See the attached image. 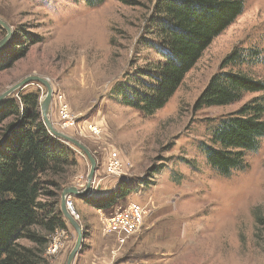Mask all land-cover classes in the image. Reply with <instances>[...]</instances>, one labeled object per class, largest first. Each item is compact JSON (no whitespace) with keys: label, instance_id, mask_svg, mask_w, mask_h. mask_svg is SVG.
Segmentation results:
<instances>
[{"label":"rangeland","instance_id":"rangeland-1","mask_svg":"<svg viewBox=\"0 0 264 264\" xmlns=\"http://www.w3.org/2000/svg\"><path fill=\"white\" fill-rule=\"evenodd\" d=\"M156 1L0 0V20L11 33L0 49V95L28 77L47 80L54 130L81 143L96 160L94 196L110 195L122 182L134 188L107 211L86 203L90 199L70 198L85 234L73 264H264V138L245 154L246 168L229 176L212 169L199 149L213 146L210 130L218 120L261 94H245L228 106L195 107L220 72L264 80V0H244L242 13L212 40L168 102L147 116L123 105L115 88L131 80L135 85L136 75L158 60L149 47L155 44L149 21ZM6 34L0 26V40ZM233 51L248 62L222 69ZM45 95L43 85L30 82L6 99L21 107L24 96L35 98L43 124ZM62 104L72 126L60 118ZM13 122L11 116L0 124V143ZM90 126L99 133H90ZM64 145L75 165L60 183L83 190L90 164L76 147ZM112 158L121 163L119 178L105 175ZM129 204L146 215L140 231L120 246L103 234L105 219ZM63 221L66 230L49 241L62 245L56 255L46 249L47 264H65L75 243L74 230Z\"/></svg>","mask_w":264,"mask_h":264},{"label":"trees","instance_id":"trees-1","mask_svg":"<svg viewBox=\"0 0 264 264\" xmlns=\"http://www.w3.org/2000/svg\"><path fill=\"white\" fill-rule=\"evenodd\" d=\"M243 8L244 0H157L149 21L155 44L149 47L158 60L136 75L135 85L130 86L131 80L116 86L122 104L147 116L161 109L203 51ZM22 55L18 53L17 58ZM245 61L233 51L222 69ZM137 84L140 90L134 87ZM250 93L261 95L218 120L210 130L213 146L199 148L207 164L221 176L244 170L245 154L256 151L264 138V80L240 71L220 72L195 104L197 109L228 106ZM1 103L0 124L11 116L15 122L5 127L0 143V264H47L44 255L50 237L66 230L59 206L60 179L75 160L64 142L51 136L39 120L35 98L24 96L21 107L14 99ZM133 189L122 182L110 195L91 196L86 203L107 211Z\"/></svg>","mask_w":264,"mask_h":264},{"label":"water","instance_id":"water-1","mask_svg":"<svg viewBox=\"0 0 264 264\" xmlns=\"http://www.w3.org/2000/svg\"><path fill=\"white\" fill-rule=\"evenodd\" d=\"M0 26L3 27L7 33L6 36L2 40H0V49H2L5 46V44L8 40V38L10 37L11 33H10V30L6 27V25L1 20H0ZM30 82H38L46 88V95L40 103V110H41V117H42L43 124H44L45 128L47 129V131L49 132V134L51 136L65 142V143H67V144H71L72 146L76 147L78 150H80L85 155V157L87 158V160L90 164L89 173L87 176V183H86L85 188L83 190H78L74 186H69V187H66L65 189H63L61 194H60V211H61V214H62L63 218L65 219V221L67 222V224L74 230V232L76 234L75 243L73 245V248L71 249V251L69 252V254L67 256L66 263H65V264H73L75 257L81 251L82 243H83L85 234H84L82 227L79 224V222H77L73 218V216L68 212V210L66 208V200H67V198H71V197L87 198V197H90L94 194V191L92 190V188H93L92 184H93V179L95 176L97 164H96L95 158L91 155V153L89 152V150L85 146H83L78 141L72 139L71 137L54 130L51 122L48 119L49 105H50L51 98H52V89H51V86L49 85L47 80H44L42 78L35 77V76L25 78L24 80H22L21 82H19L18 84H16L12 88H10L8 91L1 94L0 95V103L2 101H4L6 98H8L15 91L22 89L23 87H25Z\"/></svg>","mask_w":264,"mask_h":264},{"label":"built area","instance_id":"built-area-1","mask_svg":"<svg viewBox=\"0 0 264 264\" xmlns=\"http://www.w3.org/2000/svg\"><path fill=\"white\" fill-rule=\"evenodd\" d=\"M60 118L64 121V124L69 127L73 125V119L70 117L68 108L65 104H62L59 109ZM70 123V124H69ZM90 133L97 135L99 128L96 126H90ZM121 163L118 159L112 158L105 166V175L108 177H117L122 173ZM66 206L69 208L71 215L75 220L78 216L73 209V203L70 198L66 200ZM146 210L137 204H129L123 210H117L105 219V225L103 234L112 235L115 237L116 242L123 246L137 234L143 226ZM62 243L57 239H54V243L47 248V254L56 255L61 247Z\"/></svg>","mask_w":264,"mask_h":264},{"label":"crops","instance_id":"crops-1","mask_svg":"<svg viewBox=\"0 0 264 264\" xmlns=\"http://www.w3.org/2000/svg\"><path fill=\"white\" fill-rule=\"evenodd\" d=\"M93 191H94V194H95V192L97 191V186L94 187ZM94 194H93L92 196H94ZM97 195H99V194H97ZM80 252H81V251H80ZM80 252H79V253H80ZM76 257H77V256H76ZM76 257H75V259H76ZM82 257H83V256H82Z\"/></svg>","mask_w":264,"mask_h":264},{"label":"bare ground","instance_id":"bare-ground-1","mask_svg":"<svg viewBox=\"0 0 264 264\" xmlns=\"http://www.w3.org/2000/svg\"><path fill=\"white\" fill-rule=\"evenodd\" d=\"M66 208H67V210H68V212L70 213V210H69V208L66 206ZM71 214V213H70Z\"/></svg>","mask_w":264,"mask_h":264}]
</instances>
